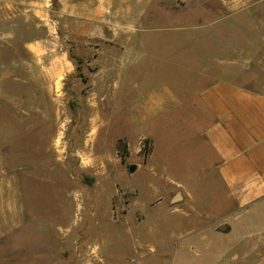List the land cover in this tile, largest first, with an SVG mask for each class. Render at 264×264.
Segmentation results:
<instances>
[{"label": "rangeland", "instance_id": "rangeland-1", "mask_svg": "<svg viewBox=\"0 0 264 264\" xmlns=\"http://www.w3.org/2000/svg\"><path fill=\"white\" fill-rule=\"evenodd\" d=\"M136 1L130 11L120 13L117 6L111 13L123 26L119 32L131 40L130 60L118 75L88 76L78 65L68 79L73 96L66 95L70 110L64 109L63 125L32 115L19 126L24 137L11 140L8 119L7 133L0 136L8 180L0 187V229L5 230L0 264L231 260L232 231L219 230L221 225L231 229V220L216 221L225 199L222 189L206 179L188 181L190 174L176 165L195 153L187 145L195 135L188 123L194 109L183 103L140 126L136 86L144 101L168 92L182 102L195 101L206 84L199 74L206 69L219 78L224 66L218 64L233 62L238 81L252 80L253 88L264 91V0ZM45 3L43 16L33 13V20L59 22V31L70 39L71 29L63 25L75 19L60 14L56 0ZM23 16L11 13V20L20 23ZM137 39L144 45L137 47ZM136 56L142 68L138 77ZM149 135L170 173L147 168ZM119 141L125 150L118 151ZM166 178L182 181L195 198L210 201L196 205L204 215L177 203L180 198L174 201L180 188ZM197 184L205 187L194 188Z\"/></svg>", "mask_w": 264, "mask_h": 264}, {"label": "crops", "instance_id": "crops-1", "mask_svg": "<svg viewBox=\"0 0 264 264\" xmlns=\"http://www.w3.org/2000/svg\"><path fill=\"white\" fill-rule=\"evenodd\" d=\"M136 2L56 0L60 14L75 19L63 25L71 29L67 33L70 39H66L59 31V22L50 26L45 21L33 20V13L43 16L45 0H0V136L7 133L5 125L11 119V140L21 139L25 133L19 126L29 123L30 117L36 114L44 122L46 119L63 125L64 109L70 110L66 95L73 96L68 79L79 69L70 58L71 52L81 59L80 65L88 76L110 77L119 71L130 60L132 52L127 45L131 40L119 32L123 26L111 19V13L117 6L120 13L124 8L130 11ZM16 12L24 15L20 23L11 20V13ZM142 45L143 40L137 39V47ZM135 59L138 77L142 68L139 57ZM218 65L224 66L220 68L219 78L206 69L199 74L206 84L198 91L195 101L182 102L170 92L144 101L136 86V121L144 126L183 103L194 109L188 123L195 135L187 145L195 153L176 165L190 174L188 181L206 179L218 183L222 189L225 199L219 202L216 221L231 220V229L223 230L222 234L232 231L233 241L231 260L219 263L264 264V91L253 88L252 80L238 81L233 62ZM128 95L125 93V99ZM34 124L40 125V122ZM150 138L152 147L147 168L155 173H170L172 170L159 160ZM6 170L0 137V187L8 183ZM166 181L180 188L177 203L190 206L193 212L204 215L196 205L212 204L198 200L183 189L182 181L173 178ZM3 234L5 230L0 229V235ZM222 248L228 252L226 246Z\"/></svg>", "mask_w": 264, "mask_h": 264}, {"label": "trees", "instance_id": "trees-1", "mask_svg": "<svg viewBox=\"0 0 264 264\" xmlns=\"http://www.w3.org/2000/svg\"><path fill=\"white\" fill-rule=\"evenodd\" d=\"M70 58L77 64V66L82 63L81 59L76 57L72 52L70 54ZM117 149H118V151L125 150L126 149V145L122 146L121 141H119L118 145H117Z\"/></svg>", "mask_w": 264, "mask_h": 264}, {"label": "water", "instance_id": "water-1", "mask_svg": "<svg viewBox=\"0 0 264 264\" xmlns=\"http://www.w3.org/2000/svg\"><path fill=\"white\" fill-rule=\"evenodd\" d=\"M129 170H130V172H134L135 167H132V166H131V167L129 168ZM179 198H180L179 194H176L175 197L173 198V200H174V201H177ZM225 229H226V226H225V225H221V226L219 227V230H225Z\"/></svg>", "mask_w": 264, "mask_h": 264}]
</instances>
